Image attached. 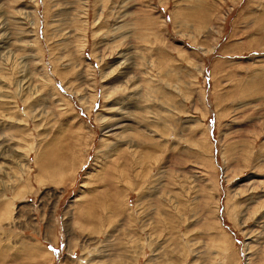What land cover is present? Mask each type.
I'll use <instances>...</instances> for the list:
<instances>
[{"label": "rangeland", "instance_id": "obj_1", "mask_svg": "<svg viewBox=\"0 0 264 264\" xmlns=\"http://www.w3.org/2000/svg\"><path fill=\"white\" fill-rule=\"evenodd\" d=\"M0 264H264V0H0Z\"/></svg>", "mask_w": 264, "mask_h": 264}, {"label": "bare ground", "instance_id": "obj_2", "mask_svg": "<svg viewBox=\"0 0 264 264\" xmlns=\"http://www.w3.org/2000/svg\"><path fill=\"white\" fill-rule=\"evenodd\" d=\"M114 126V125H113ZM108 128V127H107ZM112 129L110 128V126H109V130H108V132H110Z\"/></svg>", "mask_w": 264, "mask_h": 264}]
</instances>
